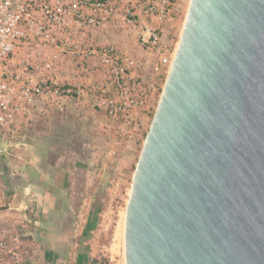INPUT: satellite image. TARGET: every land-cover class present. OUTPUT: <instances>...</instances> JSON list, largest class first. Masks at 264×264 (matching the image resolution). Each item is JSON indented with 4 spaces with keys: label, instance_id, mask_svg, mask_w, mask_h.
<instances>
[{
    "label": "water",
    "instance_id": "95a60500",
    "mask_svg": "<svg viewBox=\"0 0 264 264\" xmlns=\"http://www.w3.org/2000/svg\"><path fill=\"white\" fill-rule=\"evenodd\" d=\"M124 240L126 264H264V0H190Z\"/></svg>",
    "mask_w": 264,
    "mask_h": 264
},
{
    "label": "rangeland",
    "instance_id": "374dc122",
    "mask_svg": "<svg viewBox=\"0 0 264 264\" xmlns=\"http://www.w3.org/2000/svg\"><path fill=\"white\" fill-rule=\"evenodd\" d=\"M189 3L190 0H180L173 19L165 25L164 47L178 49ZM86 35L96 38L94 33ZM102 36L106 37L104 42L116 44L137 61V77H141L151 107L133 115L128 122L117 124L107 118L98 95L51 98L16 137L6 138L0 133V191L5 196L12 191V196L19 197L10 206L0 202V209L8 210L12 206L15 213L23 211L20 196L25 193L26 174L29 181L40 184L27 185L31 193L38 195L35 196L38 200L32 202L30 211L34 244L30 243L27 249L22 246L21 264L25 258L41 264L49 257L50 263L126 264L125 241L121 235L125 229L124 215L135 168L167 77L154 71L157 52L141 47L135 36L116 32ZM67 65H70L67 72L60 71L62 76L85 85L89 83L84 75L75 79L74 67ZM58 155H66L69 161L77 160L80 164L85 197L72 205L64 193L56 190L52 198L59 194L63 197L57 205L60 208L48 210L43 195L51 182L48 170ZM5 165L23 174L9 176ZM43 210L48 219L37 226L34 220L43 217ZM18 235L22 240V234L18 232Z\"/></svg>",
    "mask_w": 264,
    "mask_h": 264
},
{
    "label": "built area",
    "instance_id": "2783aa9c",
    "mask_svg": "<svg viewBox=\"0 0 264 264\" xmlns=\"http://www.w3.org/2000/svg\"><path fill=\"white\" fill-rule=\"evenodd\" d=\"M179 1L0 0V133L16 137L51 98L98 95L107 118L117 124L149 110L137 61L99 38L111 32L135 36L141 47L157 52L154 71L167 77L177 49L164 47L163 35ZM67 62L91 65L103 80L70 81L60 74ZM21 249V237L0 227V264H21Z\"/></svg>",
    "mask_w": 264,
    "mask_h": 264
},
{
    "label": "crops",
    "instance_id": "0c3cea01",
    "mask_svg": "<svg viewBox=\"0 0 264 264\" xmlns=\"http://www.w3.org/2000/svg\"><path fill=\"white\" fill-rule=\"evenodd\" d=\"M106 39V37L101 36L99 39ZM101 42H104L106 40H103ZM67 64H72L74 74H77L75 76V79H81L80 76H83L86 78V81H98L100 78L103 80V73L99 71L98 69H95L91 65H87L85 67H81L78 64H73V63H64L60 65V71L62 72H67V67L70 65ZM47 101H42L38 105V109L41 107L42 104L46 103ZM5 171L9 172V176L13 175H22L23 173L12 168L9 165H5ZM50 175L51 182L49 183L48 189L45 191V196L44 197V205L48 206V210L55 208L59 209V205L61 203V200L63 197L59 194L58 196L52 198V193H54L56 190L61 191L68 197V202L71 203L72 205H76L75 203H80L81 200L85 197L83 195L84 190L82 189L85 188V183L82 182L83 178V172L80 164H78L77 160H68L65 155H58L56 156V159L54 162L51 163L50 169L48 170ZM26 184L24 186V195L20 196L21 201H20V207L21 205L25 204L29 206V209L26 211H22L21 213H15L12 210H3L0 209V227L2 229H5L8 233L11 234H22V246L23 249H27L29 244H34L33 239L31 238V234L34 232V228L32 227V220L30 217V211H32L33 204L32 202L36 199L35 196L38 197L36 193H31L30 189L28 188L27 185L34 187V185H40V184H34L33 182L29 181L27 179V174H26ZM38 187V186H37ZM13 193L12 191L8 194V196H5L2 191H0V202L5 201L7 202V205H13L19 199L17 196H12ZM83 196V198H82ZM43 217L38 218L39 220H34L35 225L41 226L44 221H47L48 218H45V212L44 210L42 211ZM49 214H46L48 216ZM39 221V222H37ZM33 231V232H32ZM28 239V241H27ZM26 255V254H25ZM28 257V254H27ZM24 264H39L36 263L35 261H30V259L26 260Z\"/></svg>",
    "mask_w": 264,
    "mask_h": 264
},
{
    "label": "flooded vegetation",
    "instance_id": "af4514ba",
    "mask_svg": "<svg viewBox=\"0 0 264 264\" xmlns=\"http://www.w3.org/2000/svg\"><path fill=\"white\" fill-rule=\"evenodd\" d=\"M49 259H50V257L49 258H46V260L43 261V263H41V264H53L55 262L53 260L54 262L53 263H50L51 259L50 260ZM54 264H62V261H56Z\"/></svg>",
    "mask_w": 264,
    "mask_h": 264
},
{
    "label": "bare ground",
    "instance_id": "6f19581e",
    "mask_svg": "<svg viewBox=\"0 0 264 264\" xmlns=\"http://www.w3.org/2000/svg\"><path fill=\"white\" fill-rule=\"evenodd\" d=\"M124 217H125V215H124ZM125 221V220H124ZM118 225H120V224H118ZM124 231H125V229H124V227H123V229H122V231H121V235H122V237H124ZM116 236V235H115ZM125 241V240H124ZM120 242V241H119ZM113 247H115V246H113ZM119 253V252H118Z\"/></svg>",
    "mask_w": 264,
    "mask_h": 264
},
{
    "label": "trees",
    "instance_id": "16d2710c",
    "mask_svg": "<svg viewBox=\"0 0 264 264\" xmlns=\"http://www.w3.org/2000/svg\"><path fill=\"white\" fill-rule=\"evenodd\" d=\"M66 156V155H65ZM67 157V156H66ZM5 168H6V166H5Z\"/></svg>",
    "mask_w": 264,
    "mask_h": 264
}]
</instances>
